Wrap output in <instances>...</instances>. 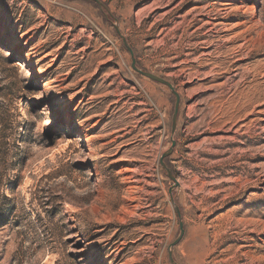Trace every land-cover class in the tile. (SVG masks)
<instances>
[{
	"label": "rangeland",
	"instance_id": "374dc122",
	"mask_svg": "<svg viewBox=\"0 0 264 264\" xmlns=\"http://www.w3.org/2000/svg\"><path fill=\"white\" fill-rule=\"evenodd\" d=\"M98 1L0 0V264H264V0Z\"/></svg>",
	"mask_w": 264,
	"mask_h": 264
},
{
	"label": "clouds",
	"instance_id": "9594fccd",
	"mask_svg": "<svg viewBox=\"0 0 264 264\" xmlns=\"http://www.w3.org/2000/svg\"><path fill=\"white\" fill-rule=\"evenodd\" d=\"M27 75V73H26ZM43 95V93H40ZM43 114H47V118L42 120L39 125L36 127L35 131L37 133H42L44 128L51 123L50 119V110L45 106L40 110ZM28 117V113H25V118ZM34 118V117H33ZM32 155L29 160L26 162V166L22 171V176L24 177L23 184L21 186V194L27 199L30 196L28 187L32 185L33 180L30 179L31 176L37 175L41 168L44 167L46 161L52 164H56V151L46 152L42 150L41 147L33 145L31 148ZM67 180L66 177L62 178V182ZM67 183L70 187H73V182L67 180ZM87 189H75V194L78 196H83L87 194ZM72 207V205H69ZM24 264H62V257L59 252H55L50 248H44L35 250L32 254L27 256L24 260Z\"/></svg>",
	"mask_w": 264,
	"mask_h": 264
},
{
	"label": "water",
	"instance_id": "95a60500",
	"mask_svg": "<svg viewBox=\"0 0 264 264\" xmlns=\"http://www.w3.org/2000/svg\"><path fill=\"white\" fill-rule=\"evenodd\" d=\"M71 1H74V0H71ZM91 1H94L95 3H97L100 7H104L103 4H102L101 2H99L98 0H91ZM115 28H116V31H117L119 37L121 38V40H122L124 46L126 47V49L129 51V53H130L131 56H132V69H133L136 73H138L139 75L143 76L144 78L149 79V80L152 81V82H155V83H157V84H159V85H161V86H164V87L168 88V89L170 90V92L172 93V95H174V97H175V99H176V102H175V112H174V116H173V124H172V134H173V136H174V134H175V132H176V129H177V119H178L179 108H180V97H179V95L177 94V92H176L174 86H173L169 81H167V80H165V79H163V78H161V77H158V76H156V75H154V74H151V73H148V72H144V71H142L141 69L138 68V66H137V62H136V58H135V56H134V52H133V50H132L131 47L128 45V42H127L126 38L121 34V32H120L118 26H115ZM175 146H176V143H175V141L172 139V148L169 150L168 153L164 154V155L162 156V158H161V166H162L163 169L166 171L168 177H169L170 179H172L173 181H176V180H175V178L172 176L171 171L166 167V165H165V163H164V160H165L166 158H168V157L172 154V152H173ZM176 186H178V184H176ZM176 212H177V214H178V216H179V218H180V220H181L180 211H179L178 208L176 209ZM184 234H185L184 225H183V223L181 222V223H180V235H179L178 239H177L173 244H171V246H170V248H169V258H170L171 264H177V263L175 262L174 258H173V249H174L175 247H177V246L180 244V242L182 241V239H183V237H184Z\"/></svg>",
	"mask_w": 264,
	"mask_h": 264
},
{
	"label": "trees",
	"instance_id": "16d2710c",
	"mask_svg": "<svg viewBox=\"0 0 264 264\" xmlns=\"http://www.w3.org/2000/svg\"><path fill=\"white\" fill-rule=\"evenodd\" d=\"M11 64H16L14 57L10 60ZM7 127L4 125H0V143H5V140H7ZM4 176L0 174V193L4 190L5 186L10 185V183H4L3 181ZM9 182V181H8ZM5 199H8L5 197ZM3 206L0 205V229L4 228L6 226V219L3 217Z\"/></svg>",
	"mask_w": 264,
	"mask_h": 264
},
{
	"label": "bare ground",
	"instance_id": "6f19581e",
	"mask_svg": "<svg viewBox=\"0 0 264 264\" xmlns=\"http://www.w3.org/2000/svg\"><path fill=\"white\" fill-rule=\"evenodd\" d=\"M211 13H212V12H211ZM209 14H210V12H209ZM234 39H235V38H234ZM20 66H21L22 68H25V67H26V64H25V63H21Z\"/></svg>",
	"mask_w": 264,
	"mask_h": 264
}]
</instances>
